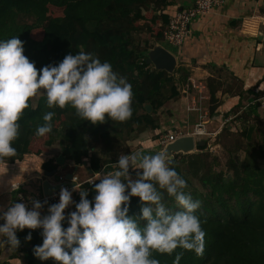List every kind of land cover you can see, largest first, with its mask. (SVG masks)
Returning <instances> with one entry per match:
<instances>
[{"label": "trees", "instance_id": "1", "mask_svg": "<svg viewBox=\"0 0 264 264\" xmlns=\"http://www.w3.org/2000/svg\"><path fill=\"white\" fill-rule=\"evenodd\" d=\"M178 4V0H0V40L17 36L23 42L25 56L34 62L37 70L61 62L58 52L63 48L57 51L51 48L50 7L67 8L79 24L77 38L84 36L85 40L83 45L72 43L68 48L69 54L76 55L83 50L94 53L101 62H110L115 72L127 78L133 91V114L129 120H106L93 124L80 119L70 106L49 108L44 90H38L29 99V107L18 121L20 135L13 143L16 155L0 160L5 163L23 160L31 152L33 142L43 138L35 133L37 127L44 123V114L49 111L55 115L53 130L46 135L45 145L60 144L64 163L82 166L87 162L89 175L101 173V178L105 172L115 170L119 143L133 137L141 131L140 128L158 129V135L153 138L157 141L176 130L172 118L174 110L170 108L171 104L177 103L179 96L176 72L184 83L188 81L189 72L184 66L172 73L157 69L147 59L157 45L164 44L163 31L171 19L168 9ZM150 12L151 17L148 16ZM158 24H161V29L156 32ZM36 30L44 31L42 38L32 36ZM262 92L254 88L240 96L241 99L244 96L258 97ZM210 94V103L216 104V90L210 89ZM242 107L241 102L234 108L233 114ZM215 110L216 106L211 107V114ZM243 113L246 119L242 121L244 129L241 135L249 147L230 151L227 165L222 169H217L221 164L216 158L207 161L200 154L185 155L184 159L176 154L171 159L172 167L187 182L185 191L201 202L196 214L206 233L205 249L201 257L179 247L171 255L154 252L153 257L160 264H173L177 253H182L180 264H264V125L258 123L261 117L257 106L252 105ZM226 131L230 130L225 127L217 141ZM103 145L110 154L116 155L106 156ZM206 145H198L197 149L204 150ZM240 150L245 152L244 158L237 155ZM149 152L156 154L158 150ZM64 163H55L54 159H50L42 168L47 174L56 175ZM131 175L135 180L136 171ZM87 180L79 177L80 188L87 190L88 199L94 202L95 184L100 181L91 184ZM80 199V189H75L72 195L75 211ZM163 202L169 210H179L166 191ZM142 206L139 197H132L129 215L139 216ZM65 217L62 226L67 228L68 216ZM42 231L41 228L18 229L16 235L20 246L11 249L8 261L3 264H58L54 259L41 260L34 255V247L43 243ZM29 234L31 240L26 239Z\"/></svg>", "mask_w": 264, "mask_h": 264}, {"label": "clouds", "instance_id": "2", "mask_svg": "<svg viewBox=\"0 0 264 264\" xmlns=\"http://www.w3.org/2000/svg\"><path fill=\"white\" fill-rule=\"evenodd\" d=\"M40 89L49 108L70 106L80 119L93 124L125 122L133 114L132 85L113 70L110 62H101L94 53L81 50L66 55L58 65L37 70L17 36L0 40V158L16 155L13 143L20 135L18 121L29 107V99ZM54 115L51 111L44 114L37 136L52 132ZM172 165L164 151L121 154L114 171L88 180L100 181L95 184L94 202L88 199L87 190L75 184L81 199L76 211L67 217V228L62 226L65 209L73 203L67 188L61 189L59 202L51 205L43 218L39 201L32 202L31 210L24 203L14 202L7 211L0 209V220L4 221L0 224V249L7 245L10 251L20 246L18 229L41 228L43 243L34 247V255L58 264H160L154 252L171 255L178 247L201 257L206 236L196 214L201 202L185 191L187 182ZM130 167L142 170L136 171L135 180ZM18 187L12 184L13 190ZM165 191L179 210L166 207ZM132 197H139L143 205L139 216L129 215ZM26 239L31 240V234ZM181 258L182 253H177L173 264H180Z\"/></svg>", "mask_w": 264, "mask_h": 264}, {"label": "crops", "instance_id": "3", "mask_svg": "<svg viewBox=\"0 0 264 264\" xmlns=\"http://www.w3.org/2000/svg\"><path fill=\"white\" fill-rule=\"evenodd\" d=\"M178 1V5L168 9L170 15L195 2ZM148 16L151 17L152 13H148ZM173 49L176 54L168 50L177 58V67L184 66L189 72L188 81L184 83L175 70L178 84L180 83V94L177 103L170 105L174 110L172 118L177 127L174 131L184 130L187 126L190 128L200 121L199 113L189 112L187 108L193 106L200 97L191 82H202L207 87L206 95L209 98L202 104L203 111L207 113L203 121L215 138L228 125L223 123L233 114L234 108L241 102L242 106L246 105L253 97L244 96L241 99L243 92L254 88L264 91V0H224L221 7L196 19L184 44ZM210 89L216 90V104L210 103ZM204 105L210 108L216 106V110L211 114L210 108L205 110ZM139 130V139L144 140L149 139V134L153 131L146 128ZM158 133L157 129L156 134ZM46 140V135L41 140H35L31 152L21 161L5 163L0 160V209L4 210L17 201L20 192L33 196L43 191L45 180L55 184L58 175L68 176L72 173L81 179L93 177L88 174L87 162L82 166L65 162L58 174L49 176L43 170V164L50 159L57 163L62 155L60 144L46 146ZM154 142L149 146L155 150L158 141ZM12 184L19 185L18 189L13 190ZM48 208L39 210L41 218L49 214ZM68 209H73L72 203L65 209V216L70 213ZM0 250V264H3L8 261L11 250H8L7 245L4 250Z\"/></svg>", "mask_w": 264, "mask_h": 264}, {"label": "rangeland", "instance_id": "4", "mask_svg": "<svg viewBox=\"0 0 264 264\" xmlns=\"http://www.w3.org/2000/svg\"><path fill=\"white\" fill-rule=\"evenodd\" d=\"M79 24H77L73 18H72V13L67 9V8H55V7H50V40L52 41L51 44V48L53 51H57L60 48H63L62 50H60L58 52V56L60 61H62L64 59V57L66 55L69 54L68 48L71 46L72 43H76L79 45H83V43L85 42V40L83 39L84 36H80V38L76 36V30L79 29L78 27ZM160 24H158L157 26H155V31L159 32L160 31ZM44 35V31L42 30H36L32 33V36L35 38H42ZM165 44V45H164ZM164 44L162 45V47H165L167 49H169L171 52H174L173 47L169 46L168 44H166L164 42ZM161 45H157V47H159ZM176 54V53H175ZM176 70L178 71V67L176 68ZM180 86V83L178 84V88ZM171 91H169L170 93ZM180 94V92H179ZM179 98V96H178ZM210 107L208 105H204V109L208 110ZM260 113V120H258L259 125H264V111L261 110ZM244 113L241 115V117H243L242 119L240 117H238L236 120V122L232 121L230 123H228L227 130L229 129L230 131H226L225 134H223V137L220 138V141H217L219 135L215 138H207L205 139L207 141V148L204 150H198L196 148V150H194L193 152H190L188 154H184V153H179L180 159H184L186 156L185 155H192V154H200L203 156V158H205L207 161H210L212 158H216L219 162H220V166H218V170L222 169L223 167H225L227 165V161L230 155V151H234L237 150L238 147H242V149L248 148L249 146L247 145V142L245 140V138L241 135V131L242 129H244V125H243V119H246V115H244ZM152 118V116H151ZM237 122H239V124H237ZM146 123V122H145ZM189 126H187L186 128H184V131H190L194 128V126L188 128ZM237 129H239L237 131ZM241 129V130H240ZM153 131L149 134V139H139V135L138 134H134L133 137H130L119 143L120 146H118L117 148V153L118 156H120L121 154H131L132 152L135 151H143V152H148L149 154H151L149 151L154 150L151 149L149 145H153L155 144L153 138L156 137V130L157 129H152ZM179 130V129H178ZM44 137V136H43ZM144 140V141H141ZM149 140V142H147ZM256 143V141H255ZM239 148V149H240ZM102 150L103 153L106 156H111L115 153L110 154L109 151L106 149V147L103 145L102 146ZM157 151V150H156ZM160 152V151H158ZM165 152V149H164ZM116 155V154H115ZM174 155H169L168 158L172 159L174 157ZM240 158H244L245 157V152L243 150H240L237 154ZM138 171V170H136ZM133 172V170L130 167V176L131 178L134 180L133 176L131 175V173ZM89 174V173H88ZM68 211L73 212L75 211L74 207L73 209H68Z\"/></svg>", "mask_w": 264, "mask_h": 264}, {"label": "built area", "instance_id": "5", "mask_svg": "<svg viewBox=\"0 0 264 264\" xmlns=\"http://www.w3.org/2000/svg\"><path fill=\"white\" fill-rule=\"evenodd\" d=\"M223 4L224 0H195L194 4H192L190 7L182 10H177L174 14L171 15L170 22L163 31L164 42L174 48L181 47L184 44L185 40L191 34V26L193 22L196 19L211 13L214 9L221 7ZM191 83L193 88L198 91L200 97L199 100H195V103H193L194 105L191 107L189 106L187 110L189 112H198L200 115V121L195 124L194 128L190 131H173L169 134L162 136V138L158 140V145L155 148L156 150L164 151L167 145L172 142H175L181 137L193 136L195 139L198 140H205L209 137H213L212 135H214V133L207 130V128L205 127L206 124L203 121V117L206 116L207 113L203 111L202 104L204 100L209 99L206 95L207 87L202 82L196 83L192 81ZM252 105L257 106L259 112H261V110L264 111V92H262V94L258 97H252L248 101V103L243 106L244 108L242 107L240 110H238L237 113L231 114L228 118H226L223 125H226L236 120L243 114L244 111L247 110V108ZM95 181L91 184H94ZM57 183H62L61 189L67 188L70 192H72V195L74 194L75 184L78 186L81 185L79 178L74 174H72L71 178H68V176L66 175L59 176L55 184ZM61 189L57 192H54L50 196H46L43 191L37 192L33 196H27L25 193L20 192L18 194L16 202L24 203L29 210L33 208V201H39L41 204L44 201H47V204H54L59 201ZM10 206H8L3 211H7ZM3 223L4 221L0 220V224Z\"/></svg>", "mask_w": 264, "mask_h": 264}, {"label": "water", "instance_id": "6", "mask_svg": "<svg viewBox=\"0 0 264 264\" xmlns=\"http://www.w3.org/2000/svg\"><path fill=\"white\" fill-rule=\"evenodd\" d=\"M148 63L154 64L157 69L166 70L170 73L174 72L177 68V58L173 53H171L165 47L159 46L151 51L149 58L147 59ZM150 110L151 107L148 106ZM207 143L204 139H195L193 136H186L177 139L175 142L170 143L165 148V152L169 155L184 153L188 154L196 150L198 145L205 146ZM59 163H64V158L60 157L58 160ZM52 176V175H49ZM72 174L68 175V178H71ZM62 183L52 184L50 181L45 180L42 188L43 193L46 196L52 195L54 192H57L61 189ZM47 205V201L42 203V206Z\"/></svg>", "mask_w": 264, "mask_h": 264}]
</instances>
